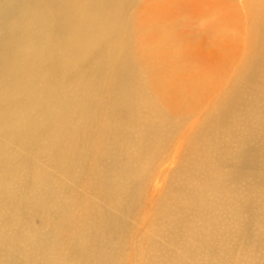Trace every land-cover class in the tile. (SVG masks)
Wrapping results in <instances>:
<instances>
[{"label": "bare ground", "instance_id": "1", "mask_svg": "<svg viewBox=\"0 0 264 264\" xmlns=\"http://www.w3.org/2000/svg\"><path fill=\"white\" fill-rule=\"evenodd\" d=\"M185 3L0 0V264H264V0Z\"/></svg>", "mask_w": 264, "mask_h": 264}, {"label": "rangeland", "instance_id": "2", "mask_svg": "<svg viewBox=\"0 0 264 264\" xmlns=\"http://www.w3.org/2000/svg\"><path fill=\"white\" fill-rule=\"evenodd\" d=\"M236 1H238L239 3H185V7L191 6L190 7L191 14L195 15V16L193 18V22L188 23V24H184L183 29L193 28V30L198 31V30H201L202 28L204 29L205 27L208 28L207 23H211L210 25L215 26L212 29L220 28V31H218V29H217L214 31L215 33H221L222 34V31L227 32L230 35L234 33L235 38L237 39V41L241 45V42L239 41V39L243 35V33H245V31L248 28L247 23L245 24L243 21V17L247 18V14L251 13V7L252 6H250L251 3H240V2H242V1L244 2L246 0H236ZM261 5H262V3H261ZM143 6H144V3H140L138 6H136V4H135V5L130 7V12H132V14L136 17L137 23L140 22V24H141V22H144V20H145V18H143V16H142V14H145V7H143ZM254 9H256V8H253L252 10L255 11ZM143 11H144V13H143ZM202 11L205 12L206 14L204 13L205 15H203ZM150 14L151 13H148L147 16H149ZM200 14L202 16H204V20L206 21L204 24L205 26L200 21ZM237 19H239V20L241 19L240 20L241 21V29L240 30L237 28V26L235 24L237 22ZM211 20H212V22H211ZM214 21H217V22H215V24H212ZM138 43H139V46L141 43H144V39L142 38V36L140 38V41H138ZM233 43L236 44V47L234 49L229 50V52H230L229 55H226V57L228 58L227 65L229 66V73L227 74V76H226V74L224 76L227 77L228 82L231 79V77L235 75L234 73H236L239 70L238 67L240 65L239 63H240V60L242 58V52H243L242 50H241V53L239 52V49L237 48L238 43H235V42H233ZM215 81H217L218 82L217 85H219L218 76L216 77ZM221 84H222L221 86L219 85L221 87L220 90L223 91L227 84L223 83V82ZM217 88H218V86H216V89ZM211 93H212V91H211ZM213 102L214 101H212V100L205 101L202 104L203 107L200 108V110H199V114L196 115L194 117V119H196L197 116L202 117L203 116L202 114L206 113L211 108ZM166 165H164V166H166ZM172 167H173V165H172ZM164 169L160 172V174L158 176L159 179L155 182L153 192L158 191L162 187L164 189L166 188V184H164V182H165V179L167 178L169 171L168 170L165 171ZM162 173H165V174H162ZM170 177L171 176H169L167 180H169ZM156 199H157L156 194H153L151 191L149 198H148L149 201L147 202L145 209H144L145 212H144V217L142 219L141 225L137 227L138 231H136V232H137V236L139 238L142 237L143 235L147 234V232L150 229V221H151L152 215L154 214L153 207H154ZM137 253H139V252H137ZM142 258L143 257H141V255H134L131 259H127V261H128L127 264H142Z\"/></svg>", "mask_w": 264, "mask_h": 264}]
</instances>
